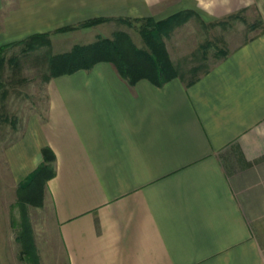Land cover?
<instances>
[{
	"label": "crops",
	"instance_id": "0c3cea01",
	"mask_svg": "<svg viewBox=\"0 0 264 264\" xmlns=\"http://www.w3.org/2000/svg\"><path fill=\"white\" fill-rule=\"evenodd\" d=\"M161 1L0 0V45L94 17L180 10L196 15L165 43L192 18L206 28L243 8L260 28L217 48L191 83L181 72L131 84L105 61L51 77L44 116L28 117L4 148L8 169L23 183L52 150L46 234L66 264H264V0H166L160 17L130 10Z\"/></svg>",
	"mask_w": 264,
	"mask_h": 264
},
{
	"label": "rangeland",
	"instance_id": "374dc122",
	"mask_svg": "<svg viewBox=\"0 0 264 264\" xmlns=\"http://www.w3.org/2000/svg\"><path fill=\"white\" fill-rule=\"evenodd\" d=\"M169 1L163 0L151 6L138 5L131 12L144 13L146 8L156 17L167 13ZM144 9V10H141ZM147 11V10H146ZM236 16L227 20V16L216 20H226L225 23L202 28L197 25L195 18L176 30L167 40L166 45L172 61L180 67V71L187 79L191 77L189 69L200 64L197 74L211 66L216 60L214 51L217 48L231 50L247 37L259 31L248 26L256 21L254 13L247 8L235 12ZM101 22L89 27H78L67 31L48 32L49 45L42 46L30 53L21 54L22 45L16 44L1 53L0 63V264H32L20 257V244L16 240L21 220L20 205L17 198V182L8 169L4 156V148L19 140L28 117L44 116L47 96L44 75L48 73V54L61 53L69 50L75 43L87 44L93 42L97 36L110 37L116 29V23ZM77 24V23H76ZM75 25V24H73ZM121 29L127 31L137 45H141L138 33L125 25ZM57 29V28H56ZM44 33V32H37ZM211 41L208 57L202 60L200 53L203 45ZM17 56L15 62L9 58ZM14 121L12 129L11 120ZM13 126V125H12ZM46 194V187L44 189ZM29 221L33 229L35 244L39 255L38 264H66L60 247L54 237L46 234V230H53L49 220V206L45 203L41 207L26 206Z\"/></svg>",
	"mask_w": 264,
	"mask_h": 264
},
{
	"label": "trees",
	"instance_id": "16d2710c",
	"mask_svg": "<svg viewBox=\"0 0 264 264\" xmlns=\"http://www.w3.org/2000/svg\"><path fill=\"white\" fill-rule=\"evenodd\" d=\"M193 10H180L161 19L147 17H94L78 22L75 25H65L55 29V31L73 30L78 27H89L104 21H115L120 25H125L135 30L140 39L141 45H137L131 35L121 28H116L110 37L97 36V38L87 44L75 43L69 50L61 53L48 54V73L44 75V80L51 77L72 73L78 69H89L98 62H109L127 79L131 84L141 78H146L152 83L159 85L162 82L177 76H182L180 67L170 58L165 39L179 25L195 16ZM236 14H230L228 19H232ZM226 20H217L209 23L210 26L225 23ZM254 25V24H253ZM48 32L32 33L18 41L0 45L1 53L6 49L19 44L21 54L30 53L36 49L49 45ZM211 41L203 45L200 57L206 60L208 48ZM217 49V46H214ZM225 50L217 49L215 55H221ZM17 56H12L8 60L15 62ZM200 64H195L189 69L191 77L188 83L197 79V71ZM184 76V74H183ZM14 126V121H12ZM42 161L37 168L31 172L25 181L18 187V201L20 205L21 220L16 240L20 244V257L27 259L32 264L39 263V255L34 241L33 229L26 211L27 205L41 207L44 203V189L46 182L54 175V155L49 147L41 149Z\"/></svg>",
	"mask_w": 264,
	"mask_h": 264
}]
</instances>
